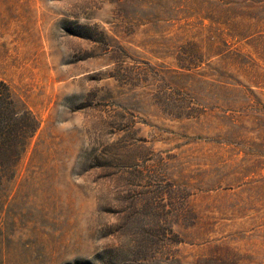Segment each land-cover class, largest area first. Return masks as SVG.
<instances>
[{
    "label": "rangeland",
    "instance_id": "374dc122",
    "mask_svg": "<svg viewBox=\"0 0 264 264\" xmlns=\"http://www.w3.org/2000/svg\"><path fill=\"white\" fill-rule=\"evenodd\" d=\"M0 80V264H264V0H0Z\"/></svg>",
    "mask_w": 264,
    "mask_h": 264
},
{
    "label": "trees",
    "instance_id": "16d2710c",
    "mask_svg": "<svg viewBox=\"0 0 264 264\" xmlns=\"http://www.w3.org/2000/svg\"><path fill=\"white\" fill-rule=\"evenodd\" d=\"M38 126L35 116L15 98L9 85L0 80V192L15 176L28 140Z\"/></svg>",
    "mask_w": 264,
    "mask_h": 264
}]
</instances>
